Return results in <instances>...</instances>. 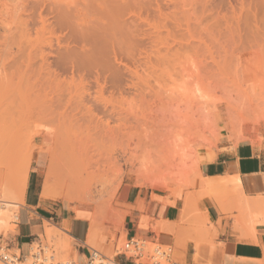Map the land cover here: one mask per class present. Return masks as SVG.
<instances>
[{
  "label": "rangeland",
  "instance_id": "obj_1",
  "mask_svg": "<svg viewBox=\"0 0 264 264\" xmlns=\"http://www.w3.org/2000/svg\"><path fill=\"white\" fill-rule=\"evenodd\" d=\"M25 1L28 12L23 14L24 10L16 13L17 7L11 2L0 0V196L12 188L20 194L18 164L29 155L33 163L38 152L46 156L39 177L42 189L52 161L50 153L55 150L59 159L56 155L54 158L60 165L54 160L55 179L64 178L63 183L69 184L72 172L76 175L72 182L91 187L88 193L94 199L82 206H91L93 214L103 209L101 231L112 239L113 246H89L113 254L115 244L121 246L125 241L124 228L132 209L126 193L131 186L171 191L183 186L186 201L192 203L190 192L199 182L203 189L205 185L194 167L203 148L216 149L225 136L235 141L231 132L237 129L247 139L261 138L264 0H79L80 4L77 0ZM55 4L69 10L75 7L70 11L72 19L96 13L100 24L86 17L87 23L83 24L87 26L89 21L93 28L97 23L99 26L92 32L89 24L84 33L88 34L89 29L96 34L100 29L97 37L102 41V34L108 32L101 46L108 45L104 57L85 58L96 62H87L90 67L73 61L75 66L80 65L77 70L71 60L63 65L47 44L52 38L55 45L57 37L69 32L60 34L61 28L53 23V16L62 11ZM49 10L55 12L53 16L47 15ZM74 10L80 16L73 15ZM65 12L67 16L70 13ZM39 13L53 25L50 33L47 31L50 35H40L43 38L38 36V41L36 34L42 28ZM83 19L81 16L78 22L73 21L82 24ZM26 20L28 26L24 25ZM21 26H26L29 33ZM51 30H58L54 34L57 36L51 35ZM32 43L38 48L36 53L30 48ZM44 48L47 52L42 55L39 51ZM41 55L49 56V62L45 63ZM56 59L59 63H54ZM80 192L78 197L86 199V192ZM195 219L205 226L204 215L196 204L190 222ZM22 221L23 234L30 233L32 225L27 224L26 214ZM118 234H123L120 240ZM49 246L59 260L69 257V249L61 250L54 242ZM175 248L177 257L186 261L180 246Z\"/></svg>",
  "mask_w": 264,
  "mask_h": 264
},
{
  "label": "crops",
  "instance_id": "obj_2",
  "mask_svg": "<svg viewBox=\"0 0 264 264\" xmlns=\"http://www.w3.org/2000/svg\"><path fill=\"white\" fill-rule=\"evenodd\" d=\"M238 131L242 132H231L236 142L225 136L216 149L205 147L199 152L195 169L205 190L199 182L190 192L192 203L186 201L183 186L173 191L131 186L126 193L132 207L124 228L126 239L152 236L164 245H179L188 264H264V129L261 138L247 139L242 132L241 140ZM45 157V152H38L34 158L19 221L0 235L13 243L12 252L26 256L32 241L44 246L50 243L44 223L49 221L71 237L69 257L85 261L94 209L41 198L39 177ZM32 188L34 200L30 201ZM195 204L204 215V227L197 219L190 222ZM23 214L32 225L28 234L22 232ZM122 237L118 234L117 239ZM111 240L103 234L99 243L109 246Z\"/></svg>",
  "mask_w": 264,
  "mask_h": 264
},
{
  "label": "bare ground",
  "instance_id": "obj_3",
  "mask_svg": "<svg viewBox=\"0 0 264 264\" xmlns=\"http://www.w3.org/2000/svg\"><path fill=\"white\" fill-rule=\"evenodd\" d=\"M5 1H9V2H11L13 5H15L14 7H17V8H14V10L15 9H17V11H16V13H18V10H24V11H21V12H23V14H25V13H27L28 11H26V10H28L27 8H25V7H27L26 5H25V0H5ZM25 1V2H24ZM74 1V0H73ZM72 1V2H73ZM83 1V0H82ZM81 1V2H82ZM87 1V3H89V1L88 0H86ZM85 1V2H86ZM28 2V1H27ZM72 2L70 3V4H72ZM77 2L79 3V0H77ZM80 2V3H81ZM97 2H98V0H97ZM96 1H95V3H97ZM74 3V2H73ZM77 3V4H78ZM79 3V4H80ZM11 4V5H12ZM27 4V3H26ZM29 4V3H28ZM77 5L78 7L80 6V5ZM83 4V3H82ZM25 5V6H24ZM56 5V4H55ZM91 5V4H90ZM96 5L97 4H94V6L96 7ZM119 5V4H118ZM123 5H125V4H123ZM127 5V4H126ZM57 7H59V8H62V9H60V11L62 10H64L65 8H67V9H65L64 11H67V12H70L71 10H73V9H76L75 7H73V9H72V7L70 8L71 10H69V8L67 7V6H58V5H56ZM56 6H53L52 7V9H54V7H55V11L57 10V12L59 11V8H57ZM72 6H75L74 4L72 5ZM84 5H82V7H83ZM86 7L85 8H87L88 6L87 5H85ZM93 6V5H92ZM23 7V8H22ZM29 8V7H28ZM64 8V9H63ZM80 8V7H79ZM119 8V7H118ZM92 10V9H91ZM121 10V9H120ZM59 11V12H60ZM60 12V13H57L55 16H53V14L55 13L54 11H51V10H49L48 11V14L47 15H52L53 16V19H54V21L55 22H53V23H55V25L56 26H59V28L57 27V29H60L61 28V30H59L60 31V34H61V32H63L64 33V31H69V32H65V37H57V39H55V45H56V47H55V45H53L54 44V40H52V38H49L50 40H48L49 42L47 43L52 49H54V50H52L53 51V54L55 55H57L58 57H59V60L61 61V62H63L62 64L63 65H65V63L67 64V61H68V63L70 62V60H71V62L70 63H72L73 61L76 63V62H78L80 65L81 64H83V65H85L86 67L87 66H89L90 67V64L88 65H86V63L87 62H89V61H87L85 58H88V56H89V58L88 59H90V57L92 58V60H95L96 58H100L101 56H98V55H102L103 53L105 54V52H104V50L106 51L107 49H105V47L107 46L108 47V45H104V48L102 47L101 48V46H102V42H104V43H106L105 41L107 40V38H105V35L106 34H108V32L106 31V34H105V32H104V34L105 35H103L102 34V36H104V38H105V40L103 41V39H102V41H100L101 40V38H100V40H99V38L97 37V34H100L99 32H100V29H98L99 30V32H98V30H97V32L98 33H92V32H95L93 29H95L96 30V26H99L98 25V23L100 24V22H98V20H96L97 19V16H96V13H95V15H93L94 13H90V14H88L87 16H89V17H86L87 18V20H91V21H94V23L95 22H98L97 23V25H95V28H93V26H94V24H91L89 21H88V25L87 26H89V24H90V27H91V29L93 30H89V29H87V31H88V34H86L87 32H85L84 33V31L86 30L84 27H87L86 25H84V24H86L87 22H86V18L85 17H83L85 14H82L81 16H82V18H84L83 19V21H82V24H83V22H85L83 25L82 24H76V21L78 22V20H80V18H81V16H80V14L78 13V10H77V12H76V10H74L75 11V13L72 11V14L74 15H76L77 13H78V15L80 16L79 18L78 17H76V16H74V18L73 19H75L76 21H73V19H72V17L71 16H69L70 14H71V12L70 13H67L68 14V16L66 15V12L64 13V11L63 12ZM83 11V10H82ZM117 11H118V9L115 11L116 13H117ZM20 12V13H21ZM44 12V11H43ZM91 12V11H90ZM92 12H94V11H92ZM45 13V12H44ZM63 13V14H62ZM23 14H21V15H23ZM40 14V13H39ZM94 16L92 19H91V17H92V15ZM43 13H41L40 14V20H41V25H42V28H41V30H39L38 31V33L36 34L37 35V38H45V36H44V34H48L47 33V31L52 27V25H53V23L50 21V20H47L46 18H44L43 17ZM91 15V16H90ZM113 15V14H112ZM116 15H114V19L115 20H117L116 19V17H115ZM120 16V15H119ZM28 17V16H27ZM68 17H70L71 19H72V21H71V19L70 18H68ZM96 17V18H95ZM50 18V17H49ZM95 18V19H94ZM121 18V17H120ZM51 19V18H50ZM52 20V19H51ZM85 20V21H84ZM49 21L51 22V24L49 23ZM25 22V21H24ZM27 20H26V24L24 23V25H27ZM73 22L75 23V25L73 24ZM80 22V21H79ZM20 23H21V21H20ZM22 23H23V21H22ZM21 23V24H22ZM81 23V22H80ZM115 23H116V21H115ZM96 24V23H95ZM23 25V24H22ZM76 25H77V27H76ZM79 25H82V26H79ZM117 25V24H116ZM28 26V25H27ZM22 27V29H24V31L27 29V27L26 26H21ZM24 27H26V29L24 28ZM81 27H83V28H81ZM90 27H87V28H90ZM101 27H105V26H102L101 25ZM55 27H53V29H54ZM78 28H81V29H83L82 31H83V33L85 34V35H87V36H85V35H83L82 34V31H81V29H78ZM108 28V27H107ZM113 28V27H112ZM78 29V30H77ZM85 29V30H84ZM103 29V28H102ZM110 29V28H109ZM114 29V28H113ZM55 30V29H54ZM110 30H112V29H110ZM26 31H28V30H26ZM42 31H44V33H42L41 34V32ZM58 31V30H57ZM56 31V32H57ZM58 31V32H59ZM90 31H92L91 33L94 35H90L91 33H90ZM46 32V33H45ZM49 33H50V31H48ZM53 32V30H51V35H53V36H57V35H54L56 32H54V33H52ZM81 32V33H80ZM101 32H103V30L101 31ZM28 33H29V31H28ZM62 33V34H63ZM90 33V34H89ZM57 34V33H56ZM67 34V35H66ZM40 35H42L43 37H41ZM48 35H50V34H48ZM47 35V36H48ZM90 35V36H89ZM101 35V34H100ZM111 35V34H110ZM39 36V37H38ZM107 36V35H106ZM109 36V35H108ZM111 36H113V35H111ZM52 37V36H51ZM40 38L39 39H37L38 41L40 40ZM112 38V37H111ZM43 40V39H42ZM45 40V39H44ZM45 42V41H44ZM39 43V42H38ZM37 43V41L35 42V44H38ZM42 42H40V44H41ZM31 44V43H30ZM33 44V43H32ZM108 44V43H107ZM44 45V44H43ZM46 45V44H45ZM36 46H38V45H36ZM40 46H42V45H40ZM49 46H47V47H49ZM35 45L33 44V47H31L30 46V48L32 49H35V52L34 53H36V49H38L37 47H35ZM39 47V46H38ZM44 47V46H43ZM49 47V48H50ZM40 48V47H39ZM40 49H43V48H40ZM21 48H20V50H19V52H21ZM38 51V50H37ZM47 52V49L45 50V48H44V50H40L39 52H42V55L44 54V52ZM32 52V51H31ZM39 52H37V53H39ZM51 52V51H50ZM49 53V52H48ZM46 54L45 53V55H49V54H51V53H49V54ZM32 54V53H31ZM39 56H40V54H38ZM41 55V57H43V60H44V62L45 63H48L49 62V56H48V58H47V56H42ZM52 55V54H51ZM54 55H52V56H54ZM96 56H98V57H96ZM103 57H104V55H102ZM56 57V56H55ZM96 57V58H95ZM102 58V57H101ZM57 60V59H56ZM98 60V59H97ZM60 62V63H61ZM74 62H73V65L72 66H75V64H74ZM81 62V63H80ZM92 62L94 63L95 61H90L89 63H91L92 64ZM54 63H59L58 62V60H57V62H55L54 61ZM96 63V62H95ZM100 63V62H99ZM76 65L77 67L78 66H80V65ZM102 64V63H101ZM55 65V64H54ZM68 65H70V64H68ZM93 65V64H92ZM103 65V64H102ZM75 66V69L77 70V67ZM82 66V65H81ZM84 66V67H85ZM94 66H95V64H94ZM106 66V65H105ZM51 66H49V68H50ZM61 67H63L62 65H61ZM92 67V66H91ZM42 68V67H41ZM47 68V67H46ZM45 68V69H46ZM49 68H47L48 70H49ZM52 68V67H51ZM79 68H81V67H79ZM71 69H72V67H71ZM82 69V68H81ZM87 69V68H86ZM91 69H93V68H91ZM44 70V69H43ZM42 71V70H41ZM45 71V70H44ZM50 71V70H49ZM49 71H46V72H49ZM69 71V70H68ZM79 71V70H78ZM82 71V70H81ZM73 72V71H72ZM77 72V71H76ZM83 72H84V70H83ZM78 73V72H77ZM47 74H49V73H47ZM79 74V73H78ZM239 132V131H238ZM243 133L241 132H239V135L241 136ZM59 135V134H58ZM57 135V136H58ZM237 138H239L240 140L242 139V138H244V135H243V137L241 136V137H237ZM237 138H236V140H237ZM33 146H35V145H33ZM36 147V146H35ZM42 147V146H41ZM47 148V147H46ZM40 149V148H39ZM51 150H52V148H50ZM46 150H48V149H46ZM54 150V149H53ZM45 151V150H44ZM55 151V150H54ZM53 151V152H54ZM49 152H50V150H49ZM53 152H51L50 154H51V158H52V161L49 163V166H48V171H47V173H46V176H45V179H44V182H43V187H42V193H41V198L42 199H50V200H59V199H61V200H65V201H68V202H70L72 205H74V206H82L83 205V203H86V202H91L93 199L91 198L92 196V194L91 193H88L89 192V189L91 188H89V185H87V183H83V184H81V185H78V184H76V183H78V182H72L73 181V179L74 178H72V177H74V176H76V175H74V176H72L73 175V173L71 172V174H69V176L72 178V179H69L70 177L69 176H67V177H69L67 180H72V181H70V182H67V183H69V184H66V183H63V181H62V179H64V178H62L60 181H58L57 179H55V174H56V165H55V163H54V160H55V155L57 156V154H54ZM56 153V152H55ZM59 156V155H58ZM56 157V158H58L59 159V157ZM20 159H22V158H20ZM57 160V159H56ZM55 160V161H56ZM22 162V161H21ZM57 162V161H56ZM59 162V161H58ZM56 163L57 164V166L58 167H60V165H59V163ZM31 163H32V155H29V157L27 158V159H25V162L23 161V163H19L18 164V166L20 167H18L19 168V173H18V178L20 177V180H18V182H21V185H20V194H16V192H15V190L13 191V188H12V191H11V189H10V191H5V192H3V190H2V196H0V234H2V233H7L8 232V230L12 227L11 226V224L13 223V222H18L19 221V214H18V212H19V209L21 208V207H25L26 206V203H25V194H26V190H27V182H28V179H29V174H30V166H31ZM194 163V162H193ZM199 163H200V159L199 158H197V160H195V165H194V167L196 168V169H198V165H199ZM86 165V164H85ZM79 167V166H78ZM84 167V166H83ZM82 167V168H83ZM90 167V166H89ZM18 168H17V170H18ZM60 169V168H59ZM75 170V169H74ZM67 171V170H66ZM18 172V171H17ZM86 172V171H85ZM89 172V171H88ZM66 174H68L69 172H65ZM75 174H76V172H75ZM83 175V174H82ZM90 175V174H89ZM56 176L58 177V175L56 174ZM84 176V175H83ZM94 176V175H93ZM56 177V178H57ZM59 177H61V176H59ZM80 177H81V175H80ZM89 178V177H88ZM81 179V178H80ZM74 181H76V179H74ZM80 182H83V181H80ZM71 183V184H70ZM18 184V183H17ZM19 185V184H18ZM79 186V187H78ZM19 187V186H18ZM18 187H17V189H18ZM116 187V186H115ZM153 187H154V184H153ZM119 188V187H118ZM82 189L83 190H85L84 192H86L85 194H86V199L85 198H83V197H81V198H83V199H81V198H79L78 197V193H79V190H81V192L82 193H84L83 191H82ZM116 188H114V190H115ZM1 192V191H0ZM80 192V193H81ZM92 193H93V191H91ZM87 196H90V197H88V199H87ZM78 197V198H77ZM99 199V198H98ZM103 200V199H102ZM98 203V202H97ZM103 204V203H102ZM106 205V204H105ZM99 207V206H98ZM101 210H103L102 208H99V210H96V212L94 213V216L92 217V219H91V227H90V231H89V238H88V245L89 244H98L100 247L101 246H105L104 244H100L99 243V240L101 239V237L103 236V233H102V231H101V219H103L104 218V215L102 214V211ZM103 216V217H102ZM120 216V215H119ZM123 218H125L124 216H123ZM117 219H119V218H117ZM124 220V219H123ZM125 221V220H124ZM123 221V222H124ZM118 222V221H117ZM120 222V221H119ZM45 223V230H46V236L48 237V239H49V241H50V243L51 242H54L57 246H59V248L61 249V250H67V249H69V246H70V242H71V237H69L67 234H65L63 231H61L60 229H58V228H56L55 226H53L49 221H46V222H44ZM79 226H82V225H79ZM124 226V225H123ZM83 228V227H82ZM124 228V227H123ZM81 229V228H80ZM169 232H171L172 233V231H169L168 230V232L167 233H169ZM113 234V233H112ZM125 238H126V236H125V233H124V237H123V239L125 240ZM113 239H115V237L113 238ZM110 244H112V246H113V241H111V243ZM120 245H121V243H120ZM91 247H92V245H90ZM94 246V245H93ZM95 247V246H94ZM93 247V248H94ZM99 249H101V248H99ZM98 249V250H99ZM97 250V249H96ZM109 250V249H108ZM107 252V251H106ZM111 252V251H110ZM113 252V251H112ZM107 254H109L110 256H112V254L111 253H106V255ZM108 256V255H107ZM1 264V263H0Z\"/></svg>",
  "mask_w": 264,
  "mask_h": 264
},
{
  "label": "built area",
  "instance_id": "obj_4",
  "mask_svg": "<svg viewBox=\"0 0 264 264\" xmlns=\"http://www.w3.org/2000/svg\"><path fill=\"white\" fill-rule=\"evenodd\" d=\"M12 242L0 235V263L1 264H188L177 257L173 245H164L152 236H139L125 239L119 246L115 244L112 256L88 246L89 254L85 261L68 257L59 260L55 251L36 241L30 243L29 254L21 255L12 252Z\"/></svg>",
  "mask_w": 264,
  "mask_h": 264
}]
</instances>
